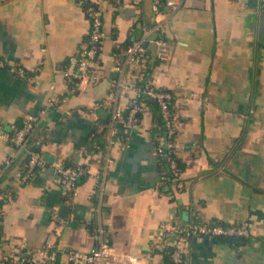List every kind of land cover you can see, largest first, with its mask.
<instances>
[{"label": "crops", "instance_id": "0c3cea01", "mask_svg": "<svg viewBox=\"0 0 264 264\" xmlns=\"http://www.w3.org/2000/svg\"><path fill=\"white\" fill-rule=\"evenodd\" d=\"M94 1L104 6L106 34L98 77L83 88L64 74L87 42L82 3L0 0V57L8 63L0 69V167L10 166L1 186L12 192L0 213L4 248L32 257L50 241L54 264H88L63 249L92 248L101 227L113 264H162L161 230L171 234L196 210L246 221L251 236L241 244L193 236L184 243L187 264H264V2L173 0L177 7L156 12L153 0ZM140 38L148 56L127 60L125 45ZM16 64L31 77L9 67ZM137 72L177 95L172 148L183 165L167 185L157 153L166 127L150 106L129 128L103 132L114 103L125 107L135 93L128 84ZM42 108L33 137L53 160L21 183L25 148L3 132ZM76 163L87 171L70 194L58 166Z\"/></svg>", "mask_w": 264, "mask_h": 264}, {"label": "built area", "instance_id": "2783aa9c", "mask_svg": "<svg viewBox=\"0 0 264 264\" xmlns=\"http://www.w3.org/2000/svg\"><path fill=\"white\" fill-rule=\"evenodd\" d=\"M134 3H139L141 0H133ZM81 2V1H80ZM264 2V0H262ZM171 5L173 8L177 4L173 0H153V9L159 12L162 5ZM104 6L95 1V4L88 7L89 26L87 29V42L78 54H72L68 58V63L64 69L66 78L70 81L74 80L75 85H80L83 88L87 87L90 82H94L98 77V70L95 66L96 60L102 50V42L105 36L104 29ZM148 56L147 47L144 38L135 39L126 49V59L141 62ZM8 63L0 57V69L7 68ZM16 70L17 74L22 77H31L27 74L25 68L19 64L9 66ZM142 75L135 73L133 80L128 84L134 90L133 96L130 98L125 107H121L114 103L112 107V119L109 125V132L112 135L117 129V125H121L124 129L134 125L140 120L141 114L148 110V104L140 99L143 92L147 95L156 98L161 105L163 120L165 121V136L159 139L157 145V153L162 156H167L169 160L168 170L176 177L179 174V167L175 157L172 145L174 142L169 138L176 135V113L171 111L170 104L176 101V93L172 90H163L152 84L150 81L145 82V86L139 85ZM116 85L127 86V83L119 79ZM46 109L42 108L35 114L27 116L22 125H13L11 131L3 132V135L15 145L27 148L33 131L39 120L43 119ZM36 147L28 148L29 158L24 163V169L19 177L21 183L28 181L38 170L44 169L47 164V159L41 151V142L35 140ZM169 147V149H165ZM171 147V148H170ZM9 162V160L7 161ZM87 169L83 163H76L65 166L59 164L58 175L59 180L64 188L70 194L76 193L78 178L86 173ZM12 196L11 190L0 189V199H8ZM172 238L166 240L168 235L161 230L160 237L162 245H172V264H182L184 260V243L193 236H251V229L246 221L232 222L229 225H223L216 219H207L202 217L199 212L194 210L191 218L187 222L175 224L171 227ZM104 229L99 227L96 232V244L88 249H78L73 247L64 248L63 251L69 259L82 260L88 264H113L115 256V248L104 238ZM58 252V247L53 242L46 241L42 247L37 248L32 257H26L22 254L12 255L4 248V241L0 237V264H8L9 257L12 258L14 264H26L27 262L35 264L36 257H42L49 264H54V258ZM132 257H130L131 259Z\"/></svg>", "mask_w": 264, "mask_h": 264}, {"label": "trees", "instance_id": "16d2710c", "mask_svg": "<svg viewBox=\"0 0 264 264\" xmlns=\"http://www.w3.org/2000/svg\"><path fill=\"white\" fill-rule=\"evenodd\" d=\"M81 1L82 5L84 6V8L87 10L89 6L95 4V1L94 0H79ZM116 2V0H115ZM132 43L129 42L127 43V45H125V48H127L130 44ZM147 76V72L142 76L141 80H139V85L142 87V86H145V82L147 80L146 78ZM74 80L72 81H69V84L70 85H74ZM160 88V87H159ZM160 89H163V90H172V89H168V88H160ZM140 99L145 101L148 106H150V108L153 110V113H154V117L156 119V121L158 123H160L163 127H165V121L163 120V115H162V111H161V105L160 103L158 102V100L156 98H153L149 95H147L145 92L142 93V95L140 96ZM170 109L171 111L175 112V106H174V102L172 101V103L170 104ZM142 116V114H141ZM23 123H19L18 126L22 125ZM109 125L110 123H108L107 126H105L103 132H106L109 130ZM177 132V130H176ZM175 137V135H173L172 137H170L169 139L170 140H173ZM36 147V144H35V139L32 135L31 139H30V142H29V145L27 148H25V151H26V154L24 156V161H23V169H24V163L25 161L29 158V152H28V148H35ZM171 148V147H170ZM165 149H169V147H166ZM172 155L175 157L176 161H177V165L179 167V169H182V162L176 157L175 153H172ZM161 160H162V164H163V168L164 169H167L168 170V167H169V160L167 158L166 155H162L161 156ZM70 165V164H69ZM68 165V166H69ZM9 165L7 166L6 164H2L1 167H0V189H7L8 190V187H10V185H8L7 187H3L1 186V183L7 178V176L9 175L8 174V171H9ZM85 174V173H84ZM84 174H82L79 178H78V183L83 179L84 177ZM173 175L171 174L170 171H167V177H168V183L167 181L165 182V184H169V181L171 179ZM164 186V185H163ZM5 203V199H0V213H1V207L2 205ZM0 218H1V215H0ZM219 223L223 224V225H229L230 222H226V221H223V220H220V219H216ZM174 235L172 234H169L166 236V240L167 239H170L172 238ZM209 237V236H207ZM210 237H213L215 238L216 240H220V241H225V240H228V241H232L236 244H241L243 243L244 241H246L248 239V237H245V236H219V235H215V236H210ZM191 238V237H190ZM156 250H159L162 254H163V263L162 264H172L173 261H172V251H173V246L172 245H167V246H163L162 244L160 245V247H158ZM185 252V251H184ZM186 253V252H185ZM184 253V260L182 262V264H187V261H186V254ZM8 264H14V261L12 260V258L9 257L8 259ZM26 264H31L29 262H27Z\"/></svg>", "mask_w": 264, "mask_h": 264}, {"label": "water", "instance_id": "95a60500", "mask_svg": "<svg viewBox=\"0 0 264 264\" xmlns=\"http://www.w3.org/2000/svg\"><path fill=\"white\" fill-rule=\"evenodd\" d=\"M52 158H53L52 155H49V154L46 155V159H47V160H53ZM61 208H62V212H64V213H62V215L65 216V215L67 214L66 212H67V210H68V205H67V204H63V205L61 206Z\"/></svg>", "mask_w": 264, "mask_h": 264}]
</instances>
